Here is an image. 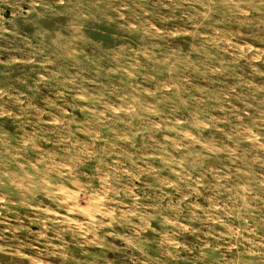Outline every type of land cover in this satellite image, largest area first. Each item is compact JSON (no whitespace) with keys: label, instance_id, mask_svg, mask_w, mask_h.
<instances>
[{"label":"rangeland","instance_id":"1","mask_svg":"<svg viewBox=\"0 0 264 264\" xmlns=\"http://www.w3.org/2000/svg\"><path fill=\"white\" fill-rule=\"evenodd\" d=\"M237 263L264 264V0H0V264Z\"/></svg>","mask_w":264,"mask_h":264},{"label":"bare ground","instance_id":"2","mask_svg":"<svg viewBox=\"0 0 264 264\" xmlns=\"http://www.w3.org/2000/svg\"><path fill=\"white\" fill-rule=\"evenodd\" d=\"M226 36V35H225ZM231 52V51H230ZM68 113V112H67ZM66 198V197H65ZM99 201V200H98ZM100 207V206H99ZM257 229V228H256ZM46 234V233H45ZM52 236V235H51ZM259 251V250H258ZM52 262V261H51ZM238 264V263H237Z\"/></svg>","mask_w":264,"mask_h":264}]
</instances>
